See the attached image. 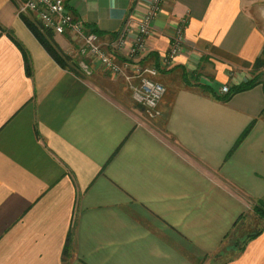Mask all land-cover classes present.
Returning a JSON list of instances; mask_svg holds the SVG:
<instances>
[{"label": "crops", "instance_id": "1", "mask_svg": "<svg viewBox=\"0 0 264 264\" xmlns=\"http://www.w3.org/2000/svg\"><path fill=\"white\" fill-rule=\"evenodd\" d=\"M18 1L0 0V264H264L254 212L264 202V89L229 102L202 90L223 96L252 77L264 29L250 0H163L134 60L166 87L155 118L124 79L54 36L76 62L62 68L17 16ZM68 6L105 43L126 23L136 34L150 7ZM178 28L183 50L165 62ZM250 215L263 224L247 232Z\"/></svg>", "mask_w": 264, "mask_h": 264}, {"label": "built area", "instance_id": "2", "mask_svg": "<svg viewBox=\"0 0 264 264\" xmlns=\"http://www.w3.org/2000/svg\"><path fill=\"white\" fill-rule=\"evenodd\" d=\"M69 0H19L17 16L23 21L28 18L41 32H51L54 36H69L77 45L78 52L83 59L91 60L116 77L126 81L133 99L144 107L149 117L161 115L159 105L167 90L159 81L155 80L156 69L135 65L134 60L146 52L145 39L152 33V24L161 10L163 0H145L149 8L141 17L137 33L131 32L130 24L126 23L121 32L111 41L102 42L98 34L88 30L87 26L78 20L68 6ZM184 38L181 28H178L171 49L165 62L175 59L183 50ZM117 56H125V62L115 61ZM89 60V61H90ZM80 68L86 75L92 74V67L87 61L80 62ZM229 89L224 87L221 93Z\"/></svg>", "mask_w": 264, "mask_h": 264}, {"label": "trees", "instance_id": "3", "mask_svg": "<svg viewBox=\"0 0 264 264\" xmlns=\"http://www.w3.org/2000/svg\"><path fill=\"white\" fill-rule=\"evenodd\" d=\"M23 22L25 25L30 29V31L35 35V37L38 39V41L42 44V46L45 48V50L49 53V55L62 67V68H70V65L75 64L76 62L68 55H66L62 49L59 47V45L56 43L54 35L51 32H41L37 26L29 20L26 17H23ZM88 28V27H87ZM89 29V28H88ZM92 32L98 34L101 36L102 34L99 33L97 30L92 29ZM26 57V55H25ZM27 62V70L28 73H30V66L28 63V59L26 57ZM252 77L248 79L247 81L239 84L234 85L229 88V91L225 95H220L216 89L211 85H203L202 90L204 92H207L211 95H213L216 99L223 101V102H229L232 97L238 93H242L245 91H249L253 88H255L258 85H262L264 89V81L262 80V76L264 75V54L262 56L258 57L255 62L252 64ZM254 72V73H253ZM262 117L264 118V110L262 112ZM251 130V127H249L243 134V138L249 133ZM240 139V140H241ZM254 212L256 215L264 221V202H258L254 208ZM262 230H258L252 234L248 235V241L257 237L260 235ZM243 247L241 248V250Z\"/></svg>", "mask_w": 264, "mask_h": 264}, {"label": "rangeland", "instance_id": "4", "mask_svg": "<svg viewBox=\"0 0 264 264\" xmlns=\"http://www.w3.org/2000/svg\"><path fill=\"white\" fill-rule=\"evenodd\" d=\"M19 7V1H18V6H17V9ZM249 9L251 10V13L254 14V16L256 17V20L258 21V19L260 20L261 22V25L264 29V0H250V4L248 5ZM73 41V40H72ZM90 60V59H89ZM91 61V60H90ZM92 62V61H91ZM93 64V63H92ZM94 65V64H93ZM97 67L99 68L100 66L99 65H94V67ZM249 72V71H248ZM254 73V72H253ZM251 76H252V72H251ZM262 80L264 81V75L262 76ZM126 94H127V90L124 89ZM133 96V95H132ZM126 97V96H125ZM129 97V96H128ZM135 104V103H134ZM137 106V104H135ZM144 108V107H143ZM161 113V112H160ZM160 116V115H159ZM157 116V117H159ZM251 216V218H249ZM247 219L244 220V226H245V229L243 230H246L247 229V232L249 231H253V230H256V229H259L261 227V225L263 224V221H261V224L259 223L258 220L260 219H255L252 215H250ZM243 226V225H242ZM244 228V227H242ZM236 237V234L235 235H232L231 236V239H234ZM230 241H228L230 243ZM229 258V255H226L223 257V261H226V259Z\"/></svg>", "mask_w": 264, "mask_h": 264}]
</instances>
